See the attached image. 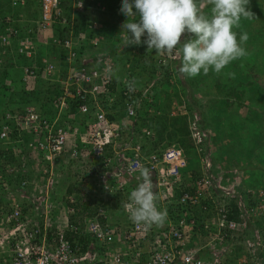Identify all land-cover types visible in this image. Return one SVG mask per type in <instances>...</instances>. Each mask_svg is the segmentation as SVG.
<instances>
[{"label":"built area","instance_id":"obj_1","mask_svg":"<svg viewBox=\"0 0 264 264\" xmlns=\"http://www.w3.org/2000/svg\"><path fill=\"white\" fill-rule=\"evenodd\" d=\"M92 1L75 0L74 8L84 13ZM38 2L35 20L16 13L28 0H10L13 9L0 15V64L25 56L24 82L48 81L61 94L51 114L33 101L0 105V264H264L259 230L244 235L251 221L264 220V195L256 209L241 207L243 220L229 217L230 207L211 194L214 182L223 187L224 172L202 151L207 144L197 122L199 176L188 149L156 147L155 131L142 122L158 111L156 82L141 87L130 71L117 78L119 60L101 49L97 22L76 31L63 0ZM169 7L181 10L175 1ZM59 22L69 29L55 30ZM156 32L149 36L154 45ZM184 33L167 32L156 58L165 72L180 57ZM128 34L120 38L133 47L140 40ZM42 40L58 54L42 52ZM116 107L122 116L112 112ZM10 149L17 161L6 164ZM69 163L81 168L71 192V185L61 188ZM80 196L94 212L80 207Z\"/></svg>","mask_w":264,"mask_h":264},{"label":"rangeland","instance_id":"obj_2","mask_svg":"<svg viewBox=\"0 0 264 264\" xmlns=\"http://www.w3.org/2000/svg\"><path fill=\"white\" fill-rule=\"evenodd\" d=\"M137 1L140 2L138 9L131 14V6L136 3V0H121L118 4V13L121 15L120 17L126 16V14L131 15L134 21L131 25H140L139 28L134 30H143L140 32L141 42H133L132 47L120 38L121 42L119 41L116 46H113L110 40L102 37L101 49H105L113 56L116 55L119 60L117 78L120 80L127 78V73L130 71L141 87L145 86L146 83L156 82V90L159 91L156 104V106L158 105V111L155 114L147 115L149 117L151 115L154 121L158 120V117L164 112H167L171 118L176 116L186 117L190 130L189 136L194 145L196 139H194L192 131L199 130L202 134L201 138H204L207 144L202 151L205 150L207 154L211 155L212 161L219 167L218 169L223 170L224 175L221 182L223 187L235 186L242 193L243 190L252 188L250 183L254 181V190L259 189V194L264 195V154H250L246 160L241 156V161L240 157L231 151L233 150V142L240 144L239 137L243 138L245 146L254 144L259 148V151H264V136L258 139V145L254 141L247 142L246 140L252 131L250 123L252 126L256 125L257 128L264 129V98L260 101L255 100L253 106L250 101L237 100L230 93L237 92L238 89L235 91L236 87L231 85L230 79L225 85L220 83L221 76L219 75L221 73L220 69L222 71V69L227 68V71H229V69L234 68V63L255 60V66L252 68L254 70H251L253 75L250 78L257 83H263L264 87V0H199L200 2L197 3L189 4L187 1L185 5L181 4L182 8L188 7L190 9L185 13L187 27L182 29L187 31L182 36V41H184L181 42L179 47L180 57L176 58L173 68L166 72L158 66L159 48L148 41V35L152 30L149 27L153 21L157 19L158 22L169 24L171 15L168 11L159 10L160 3L162 4L163 0ZM165 1L168 3L170 0ZM113 2L115 3V0ZM208 4H213L214 13L208 15L209 19L212 20V25L210 28L202 27L206 30V38L197 41V33L195 34L194 30H201L197 28L202 15L201 10ZM88 13L94 16L99 14L106 19L110 17L112 18L110 19L112 21L109 20L111 24L117 22V18L113 19L116 17L115 14L111 13L110 15L107 12L106 17L97 8L94 10L92 6L89 9L87 8L83 15L88 16ZM189 22H192V25ZM155 23L157 24V22ZM174 28L169 27L168 32H171ZM155 30H159L157 25ZM188 30H192L189 40L187 39L189 36L187 34ZM120 32L128 33L126 30ZM39 42L44 44L43 40ZM121 46H125V51L118 52ZM43 47L47 50V45L44 44ZM111 49H115L116 52L111 51ZM90 51L95 50H89V53ZM150 53L156 55V57L151 58ZM162 57L166 58L168 56ZM39 84L38 81L34 83L35 86ZM41 84L43 88L50 85L48 81ZM52 86L55 85L51 84L50 88ZM5 98L8 99L7 96ZM251 109L252 112L249 114ZM120 110L121 108L116 107L112 112L117 115L121 113L122 116L123 112ZM174 110L176 114H173ZM205 119V122L211 125L210 127H201L200 123ZM194 122H197L198 129L196 130L193 129ZM220 134L224 137H219ZM221 144L225 147L223 151L219 150ZM185 147L192 159L191 170L195 176H199L200 163L196 149L201 147L199 145L191 148L190 146ZM244 151L247 153L246 149ZM80 171L81 168L78 164L69 163V167L65 169L64 178L61 180L62 190H65L68 185L74 184L79 179L77 174ZM254 178H256V181ZM215 189L216 192H220V189ZM222 195H224L223 191L222 194H215L218 202L223 204L229 199ZM260 222V224H264L263 220ZM263 226L251 221L249 229L244 234L245 237L250 236L255 233L254 229H258L260 236L262 235L260 241L262 250H264ZM242 247L244 248L243 245Z\"/></svg>","mask_w":264,"mask_h":264},{"label":"trees","instance_id":"obj_3","mask_svg":"<svg viewBox=\"0 0 264 264\" xmlns=\"http://www.w3.org/2000/svg\"><path fill=\"white\" fill-rule=\"evenodd\" d=\"M29 1V5L26 9L24 10H20L17 9L16 13L18 14L19 12L23 13L24 17H26L27 19H37V17L39 16V2L38 0H28ZM121 0H115V3L113 2V0H93L90 4V7L92 6V8L94 10H97L105 15L107 17V12L112 14H115L116 17L113 18L114 20L116 19L117 22L115 23H110V19L112 18H103L102 15L96 14V16L91 15L88 13V16H84L82 12H78L75 10L74 8V3L75 0H63L62 2V6L64 7L65 10V16L68 19V25L72 26V28L76 31L78 30H85V29H89L91 28L89 25H93L94 22H97V28L93 29L94 32L96 34H100L102 37H104L106 40H110L111 43L113 44V46H116L117 43L120 41V31L121 30H126L129 35H136L137 33V37L139 38L140 42H141V34L140 32H142L143 30H134L136 28H139L140 25H131L132 22H134L132 20L131 15L126 14V16H122L119 15L118 13V4ZM123 1V0H122ZM168 1V0H167ZM175 1V5H178L179 8H181V10H172L173 8L169 7V4ZM187 0H170L168 1V3L163 0V3H160V7L159 10H163L164 12L168 11L169 15L171 12V19L169 21V24L166 23H162V22H158V20L156 19L155 21H153V23L151 24V26L149 27L150 32H156L157 33V38L159 40L158 44H153L155 47L159 48V52L158 55H160L161 51H162V46L164 44L165 38L167 36V32L169 31V27H175V28H179L181 31L186 32L187 30H182L184 28H186V18L184 15H182L183 13V9L181 7V4L185 5V2ZM197 3L200 2L199 0H188V3ZM140 2L136 0V3L132 4L131 6V14H133L137 9H138V4ZM199 5V4H197ZM89 7V8H90ZM213 4H208L206 5V7L201 10L202 11V15L201 18L199 20V25L197 26V28L201 29V30H194V33L196 34V40L200 41L203 38H206V30L202 29L203 26L210 28L211 27V23L212 20L209 19V14H213ZM88 8V9H89ZM13 8L10 4V0H0V15H4L6 12L11 11ZM167 12V13H168ZM178 14V18L181 17L177 20L176 18H174V16ZM124 15V14H123ZM73 16L75 17L74 20ZM62 19V18H59ZM110 20V21H109ZM61 21V20H59ZM128 21V22H127ZM160 21V20H159ZM157 22V24L155 23ZM74 23V24H73ZM161 23V24H160ZM190 25H192V22H189ZM156 25L158 27L159 30H155L156 29ZM69 28L63 27V25L59 22L55 25V30L57 31H61V30H68ZM194 29V27L192 28V30ZM196 29V28H195ZM117 30V32H116ZM192 30H188L187 34H189V36L187 37V39L189 40L191 38V31ZM102 31V32H100ZM148 31V30H145ZM196 31V32H195ZM149 36L148 35V41H149ZM184 41V40H183ZM182 41V43H183ZM44 48L42 49V52H44ZM115 51V49H111V51ZM46 53L48 54H58V49H56L55 46H53L52 44L48 43L47 46V50H45ZM151 54V58H155L156 55ZM157 55V56H158ZM257 56V55H256ZM8 56H6L5 58V64L2 65L0 64V105H3L5 103V101L7 100L5 97L7 96L9 99V103H27V102H35L37 105H39L38 107L41 108L42 110H45L48 113H52L53 112V107H54V102L56 101V99L60 96V89L58 86H52L50 88V85L46 86L45 88H43V86H41V82L39 85L35 86L34 83H25L24 80L21 78L22 74V67L23 65L28 61L27 57L23 56V57H19L18 61L15 64H11L12 62L8 60ZM184 59V58H183ZM255 60H249L246 62L243 61H239L237 63H234V68L233 69H229V71H227V68L225 69H220L219 75L220 77V83H222L223 85H225L226 83L229 82V79L231 80V85H234L236 87V90L238 89V91L240 90V92H232L230 93L231 96H235L237 98V100H244V101H250L252 102V106L254 105L255 100L260 101L262 98H264V87H263V83L260 82H256L255 80L251 79L250 77L253 75L251 73V70L254 66H255ZM233 64V63H232ZM222 67H226V66H222ZM231 73V74H230ZM254 73V72H253ZM230 74V75H229ZM264 74V72H263ZM254 77H255V73H254ZM264 77V76H263ZM230 85V86H231ZM226 103V101H224ZM249 102V103H250ZM240 104V101H239ZM160 108V107H159ZM157 109H158V105H157ZM164 111V110H163ZM252 109L250 110L251 114ZM260 116V114H259ZM142 122L144 125H147L151 128H154L155 130V138L153 143L154 145L157 147L158 145H163L166 146L168 144H172V143H178L181 146L185 147V146H190L194 147V143L193 140L190 139L191 137L190 135V130H189V126L187 125V119L186 117L183 116H176L171 118L169 116V114L167 112H164L163 114H161L158 117L157 123L156 121L153 120L152 116L150 115V117L146 116L142 118ZM183 119V120H180ZM205 120H202V122L200 123V125H202L201 127L206 128V127H210L211 125L208 122H205ZM206 123V124H205ZM251 125V134L250 136H248L246 138L247 142L249 141H254L256 143V145H258V139L261 138V136H264V129L263 128H257L256 125L252 126ZM155 126V127H154ZM236 126V125H235ZM242 126V125H241ZM237 127V126H236ZM225 129V128H224ZM223 129V130H224ZM219 137L223 138L224 136L221 134L219 135ZM239 145L235 144L233 142V150L232 153L239 156L240 160L242 161L241 156H243V158L246 160L249 158L250 154H256V155H260V154H264V151H259V148H257V146H255L254 144L251 146H245L244 145V140L243 138L239 137ZM194 145V146H193ZM186 148V147H185ZM224 145L221 144L219 150L223 151L224 150ZM257 148V149H256ZM244 149H246L247 153L244 151ZM6 164H10L13 162H16L17 159L14 157V152L13 149H10L9 151L6 152ZM239 161V162H241ZM4 171V168L2 169ZM254 180L256 181V178H254ZM254 181H252L250 184L252 185V190L254 191V193H245L244 196L247 198V200H245L243 198V202L246 201V203L253 209H256V207L258 206L260 199L262 198V195L259 194L258 190H254ZM85 182H82L80 184V187L77 188V190L79 192L82 191V189L85 188ZM74 186L71 185V187H69V192L74 190ZM87 188V187H86ZM250 197V198H249ZM79 205L81 207V205H84L83 208H86L90 211V213L95 211V207H92L89 203L85 202L84 204H82V199L83 197L80 196L79 198ZM91 202L95 203L96 205H98V202L96 200H91ZM227 207L231 209V214L229 215V217L231 218H237V216L240 213V209L238 206V203L236 201H232L229 205H227ZM264 221V220H263ZM258 225H264V224H260V221L256 222ZM264 228V226H263ZM249 229V226L246 228ZM264 230V229H263ZM242 248V246H240ZM239 253V250H237V252H235L234 257H232V259L234 260L237 256V254ZM262 253H264V250H262Z\"/></svg>","mask_w":264,"mask_h":264},{"label":"clouds","instance_id":"obj_4","mask_svg":"<svg viewBox=\"0 0 264 264\" xmlns=\"http://www.w3.org/2000/svg\"><path fill=\"white\" fill-rule=\"evenodd\" d=\"M191 160H192V159H191ZM191 165H192V164H191ZM215 188L220 189V190H219L220 192H216V191H215V190H216ZM249 189H251V188L245 189V190H243L242 193H241V192H238L236 195L232 196V194H228V193H227V190L224 189V187L221 188V187H219V186H215V182H214L213 187H212V189H211V191H212L211 194H212L213 197L215 198L216 203L219 204V205H222V203H221V202H218V200H217L215 194H222V191L224 192V195H222V196H224L225 198H228V199H229L226 203H223V204L229 205L232 201H236V202L238 203V206H239V209H240V213H239V215L237 216V218H234V219H237V220H243L242 215L244 214V210L241 209V207L244 208V207L247 206V203L245 204L246 201L243 202V198L246 200V197L244 196V194H245V193H248V192H249ZM251 190H252V189H251ZM253 192H254V191H253ZM225 198H224V199H225ZM249 198H250V197H249ZM259 221H261V220H259Z\"/></svg>","mask_w":264,"mask_h":264}]
</instances>
